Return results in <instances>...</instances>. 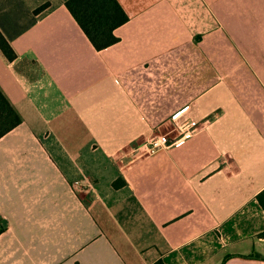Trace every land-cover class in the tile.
Listing matches in <instances>:
<instances>
[{"label": "crops", "instance_id": "obj_1", "mask_svg": "<svg viewBox=\"0 0 264 264\" xmlns=\"http://www.w3.org/2000/svg\"><path fill=\"white\" fill-rule=\"evenodd\" d=\"M66 1L0 0V264H264V0H119L100 50Z\"/></svg>", "mask_w": 264, "mask_h": 264}, {"label": "trees", "instance_id": "obj_2", "mask_svg": "<svg viewBox=\"0 0 264 264\" xmlns=\"http://www.w3.org/2000/svg\"><path fill=\"white\" fill-rule=\"evenodd\" d=\"M66 5L99 50L119 41L115 30L130 18L119 0H67ZM0 47L9 59L17 57V52L1 29ZM22 121L21 113L0 87V138ZM124 183L122 178H118L113 185L118 188ZM258 200L264 208V189L259 192ZM4 230L5 228L1 227L0 233ZM262 235L264 236V232ZM256 256L262 257L260 254Z\"/></svg>", "mask_w": 264, "mask_h": 264}, {"label": "built area", "instance_id": "obj_3", "mask_svg": "<svg viewBox=\"0 0 264 264\" xmlns=\"http://www.w3.org/2000/svg\"><path fill=\"white\" fill-rule=\"evenodd\" d=\"M180 114L181 113L178 112L174 114L173 117L176 119L180 116ZM194 125L195 123L191 118L184 120L178 125L180 134L174 138H172L169 133L165 132L153 134L143 145L145 147V152L150 155H154L173 144L177 145L184 142L186 139L193 135Z\"/></svg>", "mask_w": 264, "mask_h": 264}]
</instances>
